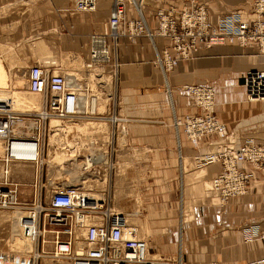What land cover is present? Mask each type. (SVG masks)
I'll return each mask as SVG.
<instances>
[{
	"label": "crops",
	"instance_id": "1",
	"mask_svg": "<svg viewBox=\"0 0 264 264\" xmlns=\"http://www.w3.org/2000/svg\"><path fill=\"white\" fill-rule=\"evenodd\" d=\"M143 1L149 28L155 27L156 7L172 5L179 9L184 2ZM198 1L206 7L210 19L235 10L248 20L251 17V0ZM16 6L11 0H0V39L32 37L31 48H18L8 56L2 51L0 88L9 85L6 72L16 62L22 63L25 72L32 63L54 61L53 70L63 72L57 59L65 54L70 64L84 65L87 36L101 31L111 0H95L90 11L76 10L70 0H39L26 8L27 15L23 16L24 12L17 13L21 8ZM126 10L129 15L130 8ZM153 44L159 51L166 41L156 36ZM0 45L5 47V43ZM254 48L236 43L200 48L190 57L179 59L162 76L152 64L154 52L149 42L140 37L134 42L125 37L120 40L117 107L126 118V132L120 125L118 133H126L130 146L145 150L147 168L141 196L150 229L147 244L157 252H177L182 264H248L264 258V237L244 240L242 236L243 229L264 234V168L238 163L248 174L247 190L221 203L212 186V178L220 171L219 162L198 166L194 161V156L215 152L221 146L237 149L246 138L256 144L264 142V100H246L243 91V72L264 69V60L255 56ZM185 85L214 87L213 112L226 127L223 138L205 136L199 146L193 147L182 128L174 127V118L203 113L195 106L194 96L183 89ZM6 93L0 90V99L5 95L3 99L11 103ZM127 143L123 147H129ZM90 161L91 166L99 164L96 159ZM69 172L72 171L67 172L72 185L84 179L79 173ZM23 179L30 180L27 172Z\"/></svg>",
	"mask_w": 264,
	"mask_h": 264
},
{
	"label": "built area",
	"instance_id": "2",
	"mask_svg": "<svg viewBox=\"0 0 264 264\" xmlns=\"http://www.w3.org/2000/svg\"><path fill=\"white\" fill-rule=\"evenodd\" d=\"M27 4L32 0H11ZM76 10L90 11L95 0H70ZM143 0H111L108 15L99 32L88 34L85 42V72L99 70L100 77L92 82L80 70L57 72L54 61L35 62L25 69V88L36 94L40 104L36 109L17 110L8 100L0 99V208H16L20 236L35 246L24 254L8 255L0 252V264H37V259L63 260L67 264H180V257L150 254L147 240L128 213L114 210L88 190L41 178L42 154L45 146V124L52 119L72 120L89 114L82 105L95 92L92 85L115 87L117 83V49L122 37L134 42L143 38L153 48V66L162 74L171 70L179 59L191 56L200 48L236 43L253 45L255 56L264 60V0H251L244 18L238 10L210 19L204 4L198 0H184L179 9L170 5L154 9L155 27L149 28L143 15ZM130 8L128 15L126 8ZM166 44L156 50L154 37ZM96 69V70H97ZM243 91L246 100H264V69L250 68L244 72ZM93 83V84H92ZM183 89L194 96L195 106L203 113L174 118L191 146L197 147L203 137L223 138L226 127L213 112L214 87L185 85ZM110 96V95H108ZM110 108L104 117L118 133V126L126 127V118L119 113L117 97L111 96ZM84 101V102H83ZM199 166L219 162L220 171L212 178L219 201L243 195L248 187V174L238 166L246 162L254 168H264V142L256 144L246 138L237 149L221 146L215 152L194 156ZM30 164L33 174L24 181V170L15 172L14 165ZM28 184L26 191L21 187ZM102 195V194H101ZM29 196L30 205L18 199ZM40 198L46 199L39 206ZM41 215V216H40ZM264 237L255 230L243 229L244 240ZM50 244L49 249H43ZM39 247V250H38ZM248 264H264V258Z\"/></svg>",
	"mask_w": 264,
	"mask_h": 264
},
{
	"label": "rangeland",
	"instance_id": "3",
	"mask_svg": "<svg viewBox=\"0 0 264 264\" xmlns=\"http://www.w3.org/2000/svg\"><path fill=\"white\" fill-rule=\"evenodd\" d=\"M38 1L39 0H32L27 4L16 3V7L21 8L17 13L19 15L22 14L21 16L27 15V10L25 9L31 6L33 7ZM16 7H14L13 10H15ZM21 11L24 13H21ZM30 42H32V37L0 39V44L5 43V47L0 45V54L5 50V54H7L5 56H8L18 48H23L24 46L31 48ZM61 58L63 59L61 60ZM69 62V57L65 54L57 59V63L65 69L64 71L68 72L73 69L84 71L83 65L80 64L81 66H79V64H70ZM22 66V63L16 62V65L11 68L8 73L6 72L9 85L0 88V90L7 92L6 95L11 97L10 106H12V108L17 110L36 109L40 104V98L36 94L27 92ZM5 67L7 66L5 65ZM85 75L93 82L99 78L97 76H100V73L99 70L95 68V71L86 72ZM92 90L95 92L96 110L89 112V114H86L84 117L74 118L72 120L52 119L48 124H45V135L43 140V146H45V148L42 154L43 165L40 171L42 182L46 178L57 183L72 185L69 183L67 172L72 171L69 173H79L86 179H82L80 185L77 184L78 187L80 186L88 190V192L94 194L96 198H101L103 196L104 202L114 210L124 214H131V220L138 225L140 234L149 242L150 229L147 226L141 196V188L146 177L147 168L144 147L139 148L130 146L127 143L126 133L125 135L121 133L119 136V133H116L111 124L104 119L108 107L110 108L111 106V96L115 94L117 97V83L115 87L108 88L105 86L102 89L92 85ZM18 92L20 95H17ZM4 96L5 95L1 97L4 98ZM54 122L58 123L55 125ZM57 125H59L60 128H55ZM123 127L126 132V127ZM125 143H127L129 147L136 148V150L132 151L129 147H123ZM95 152L105 155V162L109 165L104 166L95 164L88 170H84L83 165L85 159L95 154ZM72 166H75V168ZM12 168H14L15 172H17L18 169L24 170V174L27 172L30 177L33 174V166L31 167L30 164L14 165ZM21 187L26 193L30 189L27 183L22 184ZM18 201L22 204L30 205L33 200L29 196H22ZM37 201L41 208L45 206L46 199L40 198ZM20 214L21 213L16 208H0V252L2 253L18 255L24 254L30 249L35 253V246L28 243V241L24 240L19 234L17 220ZM49 248L50 244L43 247V249ZM148 249L150 254L171 257L177 256L181 259V256L177 252L164 253L155 251V248L151 249L148 247ZM37 264L67 263L63 260L51 262L38 258ZM180 264H182V259Z\"/></svg>",
	"mask_w": 264,
	"mask_h": 264
},
{
	"label": "bare ground",
	"instance_id": "4",
	"mask_svg": "<svg viewBox=\"0 0 264 264\" xmlns=\"http://www.w3.org/2000/svg\"><path fill=\"white\" fill-rule=\"evenodd\" d=\"M97 69V68H96ZM84 72V78L85 79H87V80H89V78H87V76L85 75V70L83 71ZM88 73V72H87ZM97 77H100V76H97ZM93 84V83H92ZM84 102V101H83ZM82 105H84L85 106V109H86V111H89V112H92V111H94V110H96V97H95V94L94 95H92V97L91 98H89V97H87V100L82 104ZM53 122V121H52ZM55 123V125H56V123H58V122H54ZM57 127H59L60 128V126L59 125H57V126H55V128H57ZM94 151V150H93ZM86 158V157H85ZM91 159H96V161H99V164H101V165H104V166H108L109 164L108 163H106L105 161H106V157H105V155H103V154H101V153H98V152H95V154H93L92 156H89L88 158H86L85 159V161H84V165H83V169L84 170H88L90 167H92L91 166ZM41 161H42V159H41ZM94 162V161H93ZM82 177H84V176H82ZM85 178V177H84ZM86 179V178H85ZM85 181V180H84ZM78 183H79V181H78ZM84 183V182H83ZM82 183V184H83ZM78 185H80V184H78ZM77 185V186H78ZM7 264H10V261H7L6 262Z\"/></svg>",
	"mask_w": 264,
	"mask_h": 264
}]
</instances>
